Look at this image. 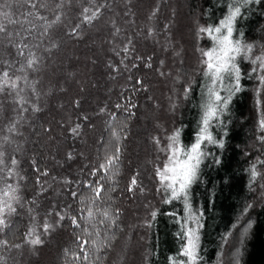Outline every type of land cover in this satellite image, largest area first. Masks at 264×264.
Instances as JSON below:
<instances>
[{"label": "trees", "instance_id": "1", "mask_svg": "<svg viewBox=\"0 0 264 264\" xmlns=\"http://www.w3.org/2000/svg\"><path fill=\"white\" fill-rule=\"evenodd\" d=\"M236 7L233 39L252 48L226 127L210 126L221 163L205 158L188 205L196 264H264V0H0V264H189L196 223L156 170L177 130L194 142L214 46L201 29Z\"/></svg>", "mask_w": 264, "mask_h": 264}, {"label": "snow or ice", "instance_id": "2", "mask_svg": "<svg viewBox=\"0 0 264 264\" xmlns=\"http://www.w3.org/2000/svg\"><path fill=\"white\" fill-rule=\"evenodd\" d=\"M240 15L241 8L236 7L234 10L230 8L228 15L220 20L218 26H209L208 28L201 29V32L206 33L213 41L214 46L210 50L203 52V57L205 58L203 63L206 65L204 76L210 80V85L207 88V99L203 105V114L199 129L198 132L195 133L194 142L187 147L182 145L181 131L177 130L176 133L169 138L171 142L169 144L168 162L165 163L163 169L158 168L156 170L161 188H163L166 193H170L165 203H171L174 200L178 201L183 197L185 206L188 208L189 219L196 223V227L188 228V230L183 233L184 237L187 238V243L183 249L182 255L188 257L189 264H196L198 259L197 249L200 246L198 229L202 227V225L199 223L198 217L191 215V208L188 205V194L192 185L197 181L201 165L204 163L207 156L212 155L216 164L221 163L220 159L216 158L214 153H209L205 150L207 145H218L219 148H223L225 144L223 138L217 140L214 137L212 131H210V126L226 127L221 120V116L228 110L230 102L235 94L241 91V70L237 65V58L243 55L245 59H248V53L252 48V45H243L240 39H233L235 31L234 22ZM240 35L242 36L243 34L241 33ZM257 61H260L259 70L264 71V58L257 57L255 60H252L253 65H256ZM34 62L35 60L30 62L29 66L31 67ZM256 72L257 69L254 67L252 73H249V76ZM7 75V73H4L5 77H7ZM226 78L232 79L233 82L231 86L225 85ZM259 79L261 83L264 84V76H260ZM4 83H7V80H5ZM221 89L226 91L228 95L222 96ZM188 91V89H185V94H187ZM117 107L119 108V105H117ZM101 111H104V109H101ZM214 121L215 123H213ZM80 127L81 125L78 124L76 128L72 129V133L78 135V129ZM261 128H264V120L261 121ZM157 143H159L158 140ZM118 152L119 150H117V153ZM71 158V153H69V159ZM15 163L16 161H13V164ZM92 175L95 176L96 172L93 171ZM256 176L257 172L255 166H253L251 177L255 179ZM135 185L136 179L134 177L129 190L131 191L132 187ZM101 190V188L96 189L97 196H99ZM72 195L75 197L77 193L73 192ZM8 211H12L10 206L8 207ZM2 212L3 209H0V213ZM89 215L91 216V212ZM104 215L107 219L108 214L105 213ZM156 215V212L152 213L153 218H155ZM59 218L63 220L65 217L60 215ZM114 222L115 221H113V223ZM2 223L3 220H0V224ZM73 225L79 226L75 217H73ZM44 227L45 230H48L51 225L46 223ZM249 227H251V225H249ZM30 243L37 245L41 243V240L39 238L32 239Z\"/></svg>", "mask_w": 264, "mask_h": 264}]
</instances>
